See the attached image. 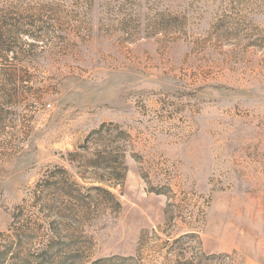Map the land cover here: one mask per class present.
Here are the masks:
<instances>
[{
  "label": "rangeland",
  "instance_id": "1",
  "mask_svg": "<svg viewBox=\"0 0 264 264\" xmlns=\"http://www.w3.org/2000/svg\"><path fill=\"white\" fill-rule=\"evenodd\" d=\"M0 264H264V0H0Z\"/></svg>",
  "mask_w": 264,
  "mask_h": 264
},
{
  "label": "trees",
  "instance_id": "2",
  "mask_svg": "<svg viewBox=\"0 0 264 264\" xmlns=\"http://www.w3.org/2000/svg\"><path fill=\"white\" fill-rule=\"evenodd\" d=\"M104 133V126L90 132L84 139L82 145L77 148L83 153H70L69 156L74 159H69L68 162L72 165L77 162V164L85 170L101 171L103 173L101 175L102 177H97L93 181L100 185H105L106 187H114L124 179L126 170L123 162L124 156L119 153L120 150L117 147H113L116 144L114 141L103 137ZM98 148H100V150H98ZM57 170L66 175L63 169L58 168ZM65 185L68 186L71 191L69 193H64V195L69 198L70 201H77V192L73 189V187H76V184L71 183L68 185L66 183ZM88 190H100L112 197L107 189H102L97 186L90 187Z\"/></svg>",
  "mask_w": 264,
  "mask_h": 264
}]
</instances>
